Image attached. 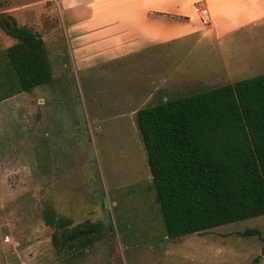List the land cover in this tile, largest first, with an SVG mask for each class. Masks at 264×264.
Returning <instances> with one entry per match:
<instances>
[{
    "label": "rangeland",
    "instance_id": "374dc122",
    "mask_svg": "<svg viewBox=\"0 0 264 264\" xmlns=\"http://www.w3.org/2000/svg\"><path fill=\"white\" fill-rule=\"evenodd\" d=\"M64 3L0 0V16L40 35L51 77L0 102V264H264V215L164 236L134 121L140 108L264 73V20L218 37L196 14L194 25L133 16L120 33L114 12L89 18ZM12 44L0 30V52ZM45 205L98 233L56 254Z\"/></svg>",
    "mask_w": 264,
    "mask_h": 264
},
{
    "label": "trees",
    "instance_id": "16d2710c",
    "mask_svg": "<svg viewBox=\"0 0 264 264\" xmlns=\"http://www.w3.org/2000/svg\"><path fill=\"white\" fill-rule=\"evenodd\" d=\"M8 19L0 16L13 40L0 52V102L51 79L40 35ZM134 121L165 237L264 215V73L140 108ZM40 216L56 254L85 248L99 231L48 205Z\"/></svg>",
    "mask_w": 264,
    "mask_h": 264
},
{
    "label": "crops",
    "instance_id": "0c3cea01",
    "mask_svg": "<svg viewBox=\"0 0 264 264\" xmlns=\"http://www.w3.org/2000/svg\"><path fill=\"white\" fill-rule=\"evenodd\" d=\"M65 2L63 8L67 12L76 7H84V17H103L114 12L115 23L108 26H122L123 18L140 17L141 21L157 18L160 20L176 21L179 24L189 22L198 23L197 16L192 9L187 12L184 3L191 6L197 4L206 10V22L201 23L207 29H212L218 37L230 34L237 29L264 20V0H173L167 6L159 5L156 0H57ZM141 2V4H140ZM81 3V4H80ZM188 4H185L188 6ZM178 15L179 18L162 16L163 14ZM9 17V16H7ZM10 18V17H9ZM139 19V18H138ZM68 24H72L69 18ZM89 23V22H88ZM236 32V31H235ZM153 43V41H152Z\"/></svg>",
    "mask_w": 264,
    "mask_h": 264
},
{
    "label": "built area",
    "instance_id": "2783aa9c",
    "mask_svg": "<svg viewBox=\"0 0 264 264\" xmlns=\"http://www.w3.org/2000/svg\"><path fill=\"white\" fill-rule=\"evenodd\" d=\"M193 12L198 16L202 23H205L204 19L207 16L205 9L201 8L200 6H196L193 8Z\"/></svg>",
    "mask_w": 264,
    "mask_h": 264
}]
</instances>
